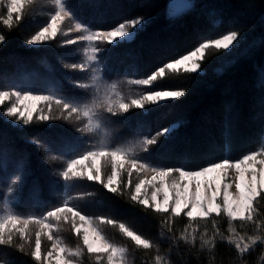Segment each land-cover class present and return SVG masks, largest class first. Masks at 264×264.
<instances>
[{
	"label": "trees",
	"instance_id": "obj_1",
	"mask_svg": "<svg viewBox=\"0 0 264 264\" xmlns=\"http://www.w3.org/2000/svg\"><path fill=\"white\" fill-rule=\"evenodd\" d=\"M63 2L74 20L96 31L144 21L132 40L98 50L103 81L126 93L136 89L127 85L130 79L151 78L143 91L185 95L144 107L130 98L125 109L95 105L96 88L87 85L92 70L78 67L82 46L71 41L72 35L27 43L49 23L56 0L23 5L11 27L3 24L7 9L0 4V34L6 37L0 43V91L58 98L43 104L28 125L17 117L15 123L6 115L9 105H0V213L11 208L30 215L24 231L18 226L0 232V264H40L34 249L41 251L43 264H59L50 256L55 239L77 253L79 264H111L87 247L77 230L81 215L92 217L108 240L125 247L129 264H264V193L254 201L251 220L225 214L190 219L185 212L157 211L137 198L141 173L117 168L111 155L90 174L70 170L72 161L95 152L101 142L95 119L114 146L153 139L139 155L175 172L258 150L264 144V0H191L174 16L169 0ZM233 31L238 33L233 46H209L197 71L168 69L158 75L201 43ZM164 129L169 131L161 134ZM115 174L117 183H110ZM126 229L147 244L136 242ZM237 242L248 245L247 251L241 253Z\"/></svg>",
	"mask_w": 264,
	"mask_h": 264
},
{
	"label": "snow or ice",
	"instance_id": "obj_2",
	"mask_svg": "<svg viewBox=\"0 0 264 264\" xmlns=\"http://www.w3.org/2000/svg\"><path fill=\"white\" fill-rule=\"evenodd\" d=\"M32 0H17L15 5L6 2L7 16L3 19V24L11 27L14 20V13H16L15 19L21 18L22 6L30 4ZM9 8L11 12H9ZM69 15V12L63 8L60 15H56L51 19V22L43 28V30L36 33L30 40L27 41L30 45H36L45 39L46 35L55 36L61 23ZM142 19H134L128 22H122L112 30H98L93 32H104L108 35L104 38L110 45L126 43L132 40L137 31L143 25ZM88 29H85L87 31ZM117 38H120L119 40ZM238 33L233 31L223 36L222 39H216L215 47L229 49L233 42L237 41ZM6 37L0 34V43H3ZM213 44V42H211ZM204 47H201V46ZM209 47V43H201L198 47L192 50L190 53L183 55L181 58L175 61L167 63L166 67H162L157 71L166 73L168 69L176 70V65H183L191 61L192 66L187 71L195 72L199 68V63L195 61L194 57H200L204 53L205 49ZM157 77H153L156 79ZM7 94L17 93L23 96V100L20 101L23 104L25 101H29L32 97H40L42 95L22 94L18 91H0ZM185 95L183 91H162L158 96H150L148 99L153 103H157L165 98H178ZM7 98V95H6ZM36 102V100H31ZM6 115L9 118H16L19 116V122L24 125H28L33 119V111L36 110L35 104L31 105V111L27 113L25 119L24 112H18V109L11 106H7ZM41 121H46V118L41 116ZM169 130L164 129L161 134H166ZM153 139L149 138L147 142H152ZM258 165V167H257ZM235 170L237 176L235 178V193H230L229 189L232 187L231 183L227 182V176L229 170ZM156 181L160 182V186L157 187L158 193H163L164 198L162 201L158 200L157 195L154 193L152 199L156 201V210L168 213L171 209L173 216H180L184 209L190 208L187 211L186 216L190 219L195 216L205 217L212 213L219 215L221 212L225 213L233 220H251L252 219V204L257 196L264 193V151H258L251 154L244 155L242 159L237 162H229L227 160L223 162H213L205 165L199 169H180L178 174H173L166 170L157 169L154 171L150 180H145L139 187H137V194L144 188V184H152ZM222 185V187H221ZM218 197L220 199H218ZM135 198V197H134ZM148 203L147 200L144 201ZM86 242L90 240V236L83 238ZM2 243V241H0ZM150 246V242L148 245ZM236 247L241 253L247 251L248 245L236 243ZM108 248V244L105 241L101 244L100 240L96 242L94 251H104ZM60 252H67V249L58 248ZM33 257L43 264V258L39 249H34L32 253ZM64 264H67V260L64 257H60Z\"/></svg>",
	"mask_w": 264,
	"mask_h": 264
},
{
	"label": "rangeland",
	"instance_id": "obj_3",
	"mask_svg": "<svg viewBox=\"0 0 264 264\" xmlns=\"http://www.w3.org/2000/svg\"><path fill=\"white\" fill-rule=\"evenodd\" d=\"M12 2L13 0H9V3H12ZM15 2H17V0H15ZM190 4H191V0H169L170 15L174 16V15L181 13ZM63 5H64L63 0H56V11L51 15V19L54 18L56 15H60ZM64 7H65V10L68 11L65 5ZM51 19L49 23L51 22ZM77 25H79V27H77ZM43 28L41 30H43ZM85 29H88V30L85 31ZM93 31H96V30H92L86 26H83L78 21L74 20L71 13L69 12V15L61 23L60 28L58 29L57 34L55 36L72 35L71 41L77 42L78 44L82 46L81 52L83 55V59H82L83 62L79 64L78 67L82 70H86V69L92 70L93 80L90 81L87 85L93 84L96 88V98H95L94 104L95 105L98 104L99 106L107 108V109H113L115 107H120L121 109H125L129 106L128 98H130L132 102L134 100L145 101V98H147L146 102L141 103V104H136L139 107H144V105L148 102L152 103L148 98L150 96H158V94H160L162 91L145 92L142 90L143 86H148L151 84V78L149 79H130L127 85H134L136 89L129 90L126 93L120 91L116 83L103 81L101 73H100L101 64L98 58V55H99L98 50L102 49L103 45L108 43L104 39L108 34L104 32H93ZM55 36L46 35L45 39L36 45L44 44L50 41L51 39H53ZM88 37H91V39H89ZM222 38L223 37H220L218 39H222ZM117 39L119 40L120 38H117ZM215 40L209 41L207 43H209V46H214L211 42H215ZM232 46L233 45H230L229 49ZM89 56H91L92 58L89 59ZM202 56H203V53L201 54L200 57H194L193 59L199 63ZM191 66H192V62L189 61L183 65H176L175 68L186 70L190 68ZM141 80L148 81V83L146 84L134 83L135 81H141ZM20 93L39 95L36 93H29V92H20ZM6 95H7V98H6ZM41 95L46 96L49 99L42 100V101H36V102L25 101L23 104H21L20 101L23 100V96H20L17 93L7 94L5 92H0V105L1 104H8L9 106L12 105L13 107L18 109V112H24L25 113L24 118L26 119L27 113L29 112V106L33 104H35L36 106V110H34L32 113L33 115L39 108H41L43 104L46 105L48 103H53L54 102L53 99L56 98L50 95H43V94ZM57 99L58 98H56V100ZM168 99H174V98L169 97V98L160 100L158 102H162ZM89 113L90 112H87L86 115H89ZM17 118H19L18 115H17ZM17 118H15V123L18 122ZM90 120H93V118L90 117ZM93 127L100 132L101 142L98 144V146H96L95 152L88 153L83 158H79L77 160L72 161L71 168H70L71 172L75 174H82L83 172H87L90 174L92 171L97 170L101 166L102 157L104 155H107V156L111 155L113 156V160H112L113 165L116 166L117 168H128L129 170L135 169L141 173V179L138 182L137 187H139L145 180H150L154 171L157 169L166 170L173 174L179 173V171L175 172L172 169L169 170L168 168L160 164L149 162L148 160L142 158L140 156L141 154L139 155V151L141 152L143 150H146L149 147L150 143H146L148 139H140L139 143H129V144H122V145L114 146V143L111 141V137L109 133L101 127L100 123L96 119L93 122ZM258 151H264V144L259 146L258 150L254 152H258ZM254 152L251 151L247 154H251ZM242 158H239L237 160H227V161L237 162ZM237 175L238 174L235 170L230 169L228 172L227 182L232 184V187L229 189L230 193H235L236 191L235 178ZM117 180H118V176L117 174H115L114 177L112 178V181H110V183H117ZM159 186H160L159 181H156L152 184H144V188L141 189L139 194H137L136 192V189H137L136 187L135 196L139 198L142 202L147 200L148 201L147 204H150L155 207L156 201L152 199L153 194L155 193L158 197V200L160 201H162L164 198L163 193L157 192V187ZM218 199L220 198L218 197ZM254 201L252 204V213H251L252 216L254 214ZM190 210H191L190 208H187V209H184L182 212L187 213V211H190ZM212 214H216V213H212ZM220 214H225V213L221 212ZM53 215L54 214H52V216ZM208 216H205V217H208ZM197 217H200V216H195L194 218H197ZM205 217H202V218H205ZM47 218L50 219L51 215H48ZM47 218H44V219H47ZM29 221H30V215L16 214L15 212H13L11 208H9L6 212L0 213V232H3L9 228L18 227V226L23 227L24 228L23 231H24L26 227L28 226ZM42 225L44 226L46 224L42 223ZM77 230L83 233L84 235L83 238L86 236H90V240L87 242L85 241L90 251L105 255V257L109 259L111 264H129L127 260V251L125 247L118 245V244H114L110 240H108L101 233V230L99 229L98 225L95 223L92 217L81 215L79 222L77 224ZM126 232L128 233L127 235L130 237H133L136 242L140 244H144V245L147 244V242L143 238L137 236L131 231L126 229ZM98 240H100L101 244H103L106 241L108 244V248H106L104 251H99V252L94 251L93 249ZM55 241H57L56 247H55L56 250L54 253L50 255L51 257H53V259H55L59 264H64V261L60 259V257H64L65 260H67V264H79L77 260H75L78 257L75 251H72L68 249L66 246L61 245L59 243L61 242L60 239H55ZM58 248L67 249V252H60L58 251ZM117 250H122V251H117Z\"/></svg>",
	"mask_w": 264,
	"mask_h": 264
},
{
	"label": "clouds",
	"instance_id": "obj_4",
	"mask_svg": "<svg viewBox=\"0 0 264 264\" xmlns=\"http://www.w3.org/2000/svg\"><path fill=\"white\" fill-rule=\"evenodd\" d=\"M7 2V0H0V4H4V3H6ZM13 6H18V5H15V0H13ZM77 27H79V25H77ZM89 39H91V37H88ZM215 43H217V42H213V45H215ZM201 47H204L203 45L201 46ZM92 57L91 56H89V59H91ZM134 83H140V84H146V83H148V81H144V80H141V81H135ZM158 95H160V94H158ZM36 100V101H42V100H48L49 98L48 97H46V96H40V97H32L29 101H31V100ZM147 101V98H145V101H141V100H134L133 101V104H141V103H144V102H146ZM31 111V106H29V112ZM146 143H151V142H146ZM256 239H259V237H255L253 240H252V243H255V240ZM6 243V242H5ZM204 243H208V241L207 240H205L204 241ZM117 251H122V250H117Z\"/></svg>",
	"mask_w": 264,
	"mask_h": 264
}]
</instances>
